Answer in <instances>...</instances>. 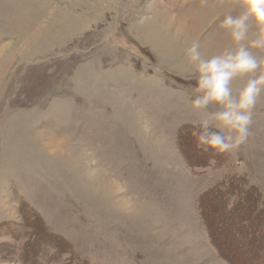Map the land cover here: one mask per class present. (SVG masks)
<instances>
[{"label":"rangeland","instance_id":"rangeland-1","mask_svg":"<svg viewBox=\"0 0 264 264\" xmlns=\"http://www.w3.org/2000/svg\"><path fill=\"white\" fill-rule=\"evenodd\" d=\"M240 11L236 0H0V245L16 251L0 264H21L22 203L90 264H260L239 214L211 219L216 254L195 200L225 173L264 196V93L232 167L188 168L176 146L180 127L214 110L190 106L189 38L206 56L235 48L226 37L214 51L220 21Z\"/></svg>","mask_w":264,"mask_h":264},{"label":"clouds","instance_id":"clouds-1","mask_svg":"<svg viewBox=\"0 0 264 264\" xmlns=\"http://www.w3.org/2000/svg\"><path fill=\"white\" fill-rule=\"evenodd\" d=\"M236 9L242 11L220 21L223 35L235 48L206 56L195 38H189L186 48L198 93L190 106L194 110L214 106L193 128L192 136L197 148L216 154L231 153L247 141L253 109L264 93V57L252 51L264 50V0H236ZM242 77L248 79L234 88L233 81Z\"/></svg>","mask_w":264,"mask_h":264},{"label":"trees","instance_id":"trees-1","mask_svg":"<svg viewBox=\"0 0 264 264\" xmlns=\"http://www.w3.org/2000/svg\"><path fill=\"white\" fill-rule=\"evenodd\" d=\"M195 126L184 125L178 129L176 134V146L186 161V166L191 169L232 167L234 159L231 153L216 154L209 151L200 155L191 150L195 143V138L192 136ZM212 199L211 207L208 204ZM195 206L208 239L215 251L217 250L216 254L221 256L220 249L218 250L216 242L213 241L211 219L217 217L214 216L216 213L223 216L239 214L236 220L242 226L240 229L255 231L253 236L249 235L250 240L253 239L254 250L259 248L258 242L262 241L263 247L258 260L260 264H264V239L262 238L264 237V196L258 185L250 182L247 175L225 173L211 187L197 195ZM206 211L210 218L206 217ZM19 215L21 223L18 229H13V235L15 240L20 237L26 238L19 255L21 264H50L59 262L63 256L61 264H90L89 261L77 255L67 239L49 231L45 221L29 205L20 204ZM15 255L16 251L12 244L0 245V259H12Z\"/></svg>","mask_w":264,"mask_h":264},{"label":"crops","instance_id":"crops-1","mask_svg":"<svg viewBox=\"0 0 264 264\" xmlns=\"http://www.w3.org/2000/svg\"><path fill=\"white\" fill-rule=\"evenodd\" d=\"M224 10L220 11V14H225V12H223ZM207 13V17H212L214 15V13L212 14V12L208 9L205 11ZM217 36H218V39L216 42H218V45H216V47L214 48V51L216 52V49L219 47L220 45V42H221V38L223 39V41H226L227 38L223 35V32H222V29L221 28H217V32H216ZM246 78L245 77H242V78H239L238 80L236 79L235 81L238 82H234L233 81V87L234 88H239L241 87L243 84H244V80Z\"/></svg>","mask_w":264,"mask_h":264}]
</instances>
